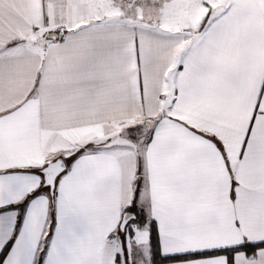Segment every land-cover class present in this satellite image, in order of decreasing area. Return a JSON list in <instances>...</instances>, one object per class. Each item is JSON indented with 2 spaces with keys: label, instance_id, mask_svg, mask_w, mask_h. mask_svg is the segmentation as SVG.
Returning a JSON list of instances; mask_svg holds the SVG:
<instances>
[{
  "label": "snow or ice",
  "instance_id": "1",
  "mask_svg": "<svg viewBox=\"0 0 264 264\" xmlns=\"http://www.w3.org/2000/svg\"><path fill=\"white\" fill-rule=\"evenodd\" d=\"M0 264H264V0H0Z\"/></svg>",
  "mask_w": 264,
  "mask_h": 264
}]
</instances>
